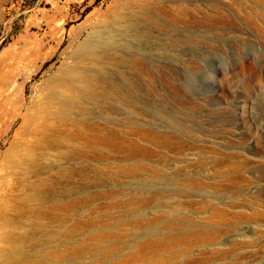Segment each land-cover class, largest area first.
Wrapping results in <instances>:
<instances>
[{
    "label": "rangeland",
    "instance_id": "rangeland-1",
    "mask_svg": "<svg viewBox=\"0 0 264 264\" xmlns=\"http://www.w3.org/2000/svg\"><path fill=\"white\" fill-rule=\"evenodd\" d=\"M130 1L0 0V264H102L86 250L90 232L100 226L90 222L121 213L102 203L124 200L135 185H94L93 169L106 172L113 170L107 166L127 162L94 159L88 125L102 126L105 117H115L108 125L121 129L133 109L139 127L163 130L150 119L154 109L158 117L173 120L185 145L179 151L149 145L169 160L143 156L142 163L170 170L198 155L206 161L224 157L196 171L210 180L240 175L243 191L234 200L244 199L243 209L258 210L261 218L232 236L244 230L248 237L262 236L264 0H140L142 7L131 8L142 16L139 25L121 40L114 27L127 24L115 16ZM93 33L98 41L113 37L119 56H126L120 48L127 45L126 57L139 62L120 68L126 79L138 81L129 90L132 101L114 112L107 108L113 101L91 100L84 92L70 113H58L50 100L51 82L65 89L71 81L86 90L87 79L71 69L87 56L82 42ZM52 131L60 135L58 145L49 147L42 139ZM109 188L117 195L83 202ZM151 211L145 210L147 217ZM260 240L257 246L264 237ZM245 264H264V256Z\"/></svg>",
    "mask_w": 264,
    "mask_h": 264
},
{
    "label": "bare ground",
    "instance_id": "bare-ground-1",
    "mask_svg": "<svg viewBox=\"0 0 264 264\" xmlns=\"http://www.w3.org/2000/svg\"><path fill=\"white\" fill-rule=\"evenodd\" d=\"M135 5L138 9L142 7L140 0H132L124 5L128 7L127 10L114 15L117 22L127 24V28L121 25L114 27V36L121 40H126L129 28L139 25V19L142 18L139 10L137 13L131 12ZM95 37L96 34L93 33L82 42V47L89 52L71 69V73L79 71L87 79L86 90L79 88L80 86L73 87L71 81V85L65 89L60 88L57 80L51 82L53 91L50 100L58 113H70L71 108L77 104L76 100L81 99L84 92L91 100L113 101L107 108L114 112H119L118 106L121 105H127L128 108L132 101L129 90L137 87L138 81L135 77V80L126 79L128 74L120 68L129 64L137 66L139 62H131V57H126L129 54L127 45L120 48L126 56H119L115 52L118 47L115 46L117 41L113 37H103L102 41ZM130 76L132 78L134 75ZM122 93L126 98H122ZM135 110L137 109L128 110V122L121 129L108 125L117 122L115 117H105L102 126L88 125L90 137H94V141H91L94 159L110 162L114 158L127 162L107 166L106 168L113 170L106 172L93 169L94 185H135L133 192L126 193L130 196L125 195L124 200L116 202L112 199L102 203L103 208L120 207L121 213L107 217L106 220L90 222L91 226H100L88 236L86 250L89 257H98L102 264H110L115 257H119L116 264H245L262 258L264 242L257 245L261 237H264L263 230L259 239L248 237L245 230L238 238L232 236L238 234L240 226L258 222L261 218L258 210L243 209L247 207L244 199L238 202L234 200L235 195L240 196L243 191L240 183L237 184L243 181L242 177L235 174L210 180L207 173L196 171L209 162L218 165L224 157L206 161L198 155L170 170L165 165L159 167L142 163L140 158H144L143 156L169 160L166 153L152 150L149 145L177 151L185 145L180 139L181 129L173 120L158 117L157 110L154 109L149 113L153 116L150 119L159 121L158 127L163 130L147 125L139 127L134 122L138 114ZM83 113L82 110L81 114ZM59 135V132L52 131L48 139H42L43 144L57 146ZM40 142L37 144H42ZM179 169L188 172L180 173ZM191 170L195 171L189 172ZM107 195L114 197L117 191L109 188L100 194L85 197L83 202L90 205L94 200ZM151 207L152 211L147 217L145 210Z\"/></svg>",
    "mask_w": 264,
    "mask_h": 264
}]
</instances>
